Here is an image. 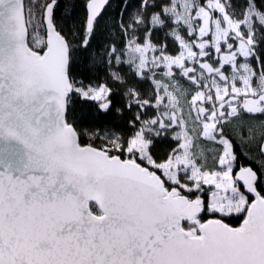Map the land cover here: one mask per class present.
<instances>
[{
	"label": "snow or ice",
	"instance_id": "6c2138e0",
	"mask_svg": "<svg viewBox=\"0 0 264 264\" xmlns=\"http://www.w3.org/2000/svg\"><path fill=\"white\" fill-rule=\"evenodd\" d=\"M0 264H264V0H0Z\"/></svg>",
	"mask_w": 264,
	"mask_h": 264
}]
</instances>
